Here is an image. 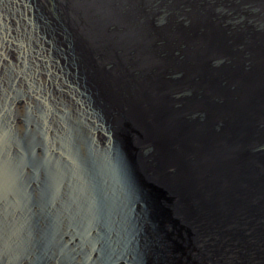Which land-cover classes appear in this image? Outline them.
<instances>
[{
    "label": "water",
    "instance_id": "water-1",
    "mask_svg": "<svg viewBox=\"0 0 264 264\" xmlns=\"http://www.w3.org/2000/svg\"><path fill=\"white\" fill-rule=\"evenodd\" d=\"M124 1L119 39L70 18L65 0H49L54 19L37 0H0V259L95 251L97 227L73 243L63 215V249L24 247L54 181L71 214L77 194L95 206L88 170L123 152L144 196L132 215L142 264H264V0Z\"/></svg>",
    "mask_w": 264,
    "mask_h": 264
},
{
    "label": "bare ground",
    "instance_id": "bare-ground-1",
    "mask_svg": "<svg viewBox=\"0 0 264 264\" xmlns=\"http://www.w3.org/2000/svg\"><path fill=\"white\" fill-rule=\"evenodd\" d=\"M65 2L66 7L72 13L70 18H81L82 16L84 19L86 18L92 22H98L106 26L107 32L114 37L119 39L125 37L126 20L124 19V13L125 10H127V5L124 0H87L86 5L89 8V12L80 7L81 3H79V0H65ZM37 3L43 10L48 9L49 15L53 19L54 11L57 16L60 17L49 0H37ZM132 6L134 9L135 6L133 4ZM169 10V6L166 5L165 13ZM228 10L233 9L229 8ZM66 14L69 15V12L66 11ZM200 15H203V13H200ZM170 16L171 15H169V17ZM230 16L232 15L230 14ZM139 22L140 20L136 16L131 20L133 26L137 25ZM245 22L241 23V27L245 26ZM52 24H54L53 20ZM41 27L51 31V29L45 25H41ZM68 31L73 33L71 29H68ZM57 33H60L61 36L65 35L60 30ZM139 39L140 36H135L134 39H131L133 42L131 43L130 41L127 46L124 45V48L128 47L131 54L135 55L136 51L133 45L137 47ZM53 42L55 45L60 44V40L55 36H53ZM151 42H154L153 39H146V44ZM74 43L85 53L84 47L78 45L80 42L77 38H74ZM103 66L106 68L111 67L109 62H105ZM10 67V65H7V70L10 71ZM149 150V148H145L143 151L147 154ZM155 151H157V149H155ZM127 153L128 157L134 160V154L131 151ZM151 153L153 154V152ZM119 156L120 158L117 159L118 162H109L106 158L100 159V166H91L94 173L88 170L91 179H93L92 182L94 181V185L91 187V183L90 186H87V192L92 197V203L96 204L95 206H86L84 204L85 196L77 194L74 196L77 204L73 206L74 211L72 209L73 214H71L70 206L68 202L66 203L67 200L63 201L64 199L60 198L62 193L56 192V190L59 189V183L54 181V192L50 194L49 200L41 205L43 212L34 223L36 226L33 227V231L28 238L29 242L24 247V250L28 251L33 248L44 249L49 246L54 248L56 245L63 249V246L68 240L67 237L60 240V234L63 231V227L60 226V218L61 215H63L66 221L71 225L69 233L76 236V238L72 237L74 239L73 243L76 242L78 237L81 238L82 242L87 240L91 226L97 227V237L93 243H99L95 251L86 252L84 254L75 251L72 254L75 257L69 255L71 254L70 248L68 252L64 254V261L66 264H142L140 240L135 241V238L137 239L138 237V232L135 230L132 215L136 211V203L138 201L143 202L144 196L142 193L135 192L138 190H133L131 188L133 181L137 178L138 169L136 164L129 159L127 160L123 152L119 153ZM147 158L150 162L154 161V156H147ZM153 164L154 163H152V165ZM90 182L91 181H89L87 185ZM83 187L86 188L84 184ZM93 189H95L94 194L92 193ZM79 218H81L82 222H78ZM36 228L40 229L36 230ZM39 235L44 242L41 246L37 241ZM151 241L152 240L149 242ZM27 259H29V257H27ZM104 260H106V263ZM0 264L7 263L0 259Z\"/></svg>",
    "mask_w": 264,
    "mask_h": 264
},
{
    "label": "rangeland",
    "instance_id": "rangeland-1",
    "mask_svg": "<svg viewBox=\"0 0 264 264\" xmlns=\"http://www.w3.org/2000/svg\"><path fill=\"white\" fill-rule=\"evenodd\" d=\"M248 6H249V4H246L244 7H242V12H243V13L249 9ZM245 8H247V9H245ZM229 11H230V14L234 17V16H235L234 10H229ZM236 17H237V16H236ZM236 21H237V22L239 21V23H240V21H241V23H242V22H245V21H246L245 16H242V17H240L239 19L234 20V22H236Z\"/></svg>",
    "mask_w": 264,
    "mask_h": 264
},
{
    "label": "flooded vegetation",
    "instance_id": "flooded-vegetation-1",
    "mask_svg": "<svg viewBox=\"0 0 264 264\" xmlns=\"http://www.w3.org/2000/svg\"><path fill=\"white\" fill-rule=\"evenodd\" d=\"M249 8V7H248ZM169 11H167V13H164V17H166V18H168L169 17V15H170V13L172 12V9H174V6L172 5V3L169 5ZM245 9H247V8H245ZM171 11V12H170ZM236 16H231V18H235ZM237 20V19H236Z\"/></svg>",
    "mask_w": 264,
    "mask_h": 264
}]
</instances>
